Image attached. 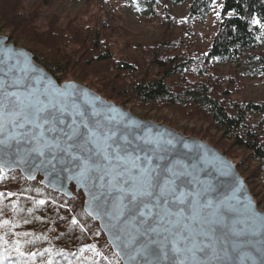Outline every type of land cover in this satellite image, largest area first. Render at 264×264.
Instances as JSON below:
<instances>
[{
	"label": "trees",
	"instance_id": "obj_1",
	"mask_svg": "<svg viewBox=\"0 0 264 264\" xmlns=\"http://www.w3.org/2000/svg\"><path fill=\"white\" fill-rule=\"evenodd\" d=\"M139 4L143 17L153 16L160 7L159 0H142ZM215 5L219 9V23L206 51L195 57L184 51L187 45L178 42L177 54L169 55L166 52L169 43L162 42L152 50L149 48L150 59L144 63L117 59L113 55L105 33L110 28L106 21L81 23L75 28L71 25L60 28L56 22H50L45 30L38 32L30 26L28 19L32 17L27 19L19 12L18 0H0V22L10 27L12 40H18L21 35L26 38L35 60L59 82L71 78L122 105L129 102L137 108L168 107L187 116L201 117L236 146L246 149L249 158L263 168L264 101H232L230 81L218 75L212 65L217 60H226L240 66L247 50L257 48L264 39V0H191L189 21L202 18ZM185 34L190 36L192 32L186 27ZM251 59L258 62L257 73L264 76L262 59L255 55ZM195 68H198L196 72ZM223 79L228 87L222 90L219 86ZM223 153L229 155L225 149ZM10 176L4 172L0 175L2 180ZM262 189L264 194V183ZM30 191L34 192L30 196L36 198L25 196L17 187L0 189V224L8 221L0 227V264H40L31 260L28 250L37 252L35 260L40 254L45 257L54 254V262L66 255L59 248L63 243L69 247L75 243L74 236L62 240L63 233L70 234L64 226L67 218L61 215L63 204L55 201L52 206L44 200L41 205L38 201L45 195ZM51 210L58 213L64 229L56 224L59 217L49 216ZM76 237L77 243L81 236ZM17 244L23 255L16 251Z\"/></svg>",
	"mask_w": 264,
	"mask_h": 264
},
{
	"label": "snow or ice",
	"instance_id": "obj_2",
	"mask_svg": "<svg viewBox=\"0 0 264 264\" xmlns=\"http://www.w3.org/2000/svg\"><path fill=\"white\" fill-rule=\"evenodd\" d=\"M76 91L71 85L57 88L51 82L36 87L23 77L13 78L10 84L0 80V175L9 164L4 157L14 156L13 163L35 169L61 165V171L73 172L70 178L78 183L99 180L102 191L92 195L96 215L103 208L110 220L123 219L139 232V237L130 234L123 242V248L134 253L130 260L204 264L210 246L193 238L186 221L200 222L197 217H202L207 206L200 198L207 189L187 190L184 182L190 173L178 160L164 162L160 153H166L173 141L164 140V133L139 137L152 155H135L129 151L132 140L128 135L117 136L116 122L101 119L95 98L81 102ZM106 198L111 199L110 207L105 206ZM7 224L5 220L0 227ZM16 251L23 255L19 244Z\"/></svg>",
	"mask_w": 264,
	"mask_h": 264
},
{
	"label": "rangeland",
	"instance_id": "obj_3",
	"mask_svg": "<svg viewBox=\"0 0 264 264\" xmlns=\"http://www.w3.org/2000/svg\"><path fill=\"white\" fill-rule=\"evenodd\" d=\"M6 1L8 2V0ZM140 1L142 0H18V10L20 13L25 14L27 19L29 16L32 17L28 21L30 26L38 30V32L45 30L50 22H56L60 28H64L67 25L75 28L77 24L81 23L85 25L106 21L110 28L106 29L105 33L113 55L117 59H126L133 63L148 61L150 59L147 54L149 53V48L152 50L151 48L158 46L162 42L169 43L170 47L166 48V52L169 55L177 54L179 48H177L176 44L178 42L182 46L187 45L188 47L184 48V51L186 52L187 50L188 54L192 53L195 57L207 50L219 23L217 5L213 6L210 12H207L202 18L190 22L187 13L191 0H183L182 2L159 0L160 7L156 10V14L151 17L140 15ZM164 8H166V12H164ZM186 27L192 32L190 36L185 34ZM0 36L7 37L8 43L14 44L17 48H24L33 54L28 45H26V38L21 35L18 40H12L10 27L5 26L2 22H0ZM252 55H255L256 58L260 57L264 63V39L260 40L256 49L247 50L242 58V65L236 66L226 60H217L212 65V69L218 75H222L228 79L227 81H230L229 83L232 85L230 88L232 91L230 99L232 101L258 103L264 101V76L257 73L258 62L255 59H251ZM197 69L195 68L193 71L196 72ZM223 80V84L219 86L222 90L228 87L225 83L226 79ZM64 81L74 80L70 78ZM102 97L105 98L104 96ZM114 103L130 110L133 115L141 120L154 121L186 136L205 141L221 153L225 149L229 155L223 154L236 164L237 170L246 180L258 208L264 210L262 189L264 167H258L249 158V152L246 149L236 146L230 138H225L221 132L212 128L205 119L194 115L187 116L180 110L168 107L158 109L155 107L137 108L129 102L125 105ZM3 172L6 173L5 171ZM7 174H11L7 180H2V177H0V189L17 187L22 190L25 196L30 198H36L34 195L30 196L29 194H34L30 190H35L36 194L39 192V195L42 193L45 195V198L41 197V199L49 203L48 205L54 206L55 201L62 203L63 208L60 207L62 209L61 215L67 218L64 226L70 232L69 235L61 232L63 233L62 240L74 236L73 240L75 243L72 247L65 243L59 247L66 251V255L61 256L58 260L53 262L54 254L51 255L49 251L47 252L50 254H47L46 257L40 254L39 258L41 259L36 256L37 260H35L34 256L37 252L28 250L31 253H27V255L32 256L31 260H34V262L38 261L40 264H121L120 260L112 252L98 224L83 211L84 196L81 192H75L72 187L74 196L68 199L43 187L38 179L27 181L18 171ZM17 176L28 184L25 182L21 183ZM38 186L41 188H38ZM51 212L49 214L50 217L53 218V215L59 217L54 210H51ZM57 219L56 224L60 229L62 227L64 229L60 217ZM71 219H75L77 223L73 224L72 221L68 223V220ZM76 235L81 236L77 243Z\"/></svg>",
	"mask_w": 264,
	"mask_h": 264
},
{
	"label": "water",
	"instance_id": "obj_4",
	"mask_svg": "<svg viewBox=\"0 0 264 264\" xmlns=\"http://www.w3.org/2000/svg\"><path fill=\"white\" fill-rule=\"evenodd\" d=\"M11 49L12 53L7 50ZM23 77L26 83L42 87L51 82L57 88L71 85L77 91L81 102L95 98L97 110L102 113L101 119L115 121L113 125L117 136L128 135L132 140L129 151L141 157L152 155L149 146L144 145L139 137L150 134L155 137L164 133V140H172L173 144L168 151L160 153L165 157L164 162L179 161L190 173L184 182L189 191L197 190L200 186L207 189L200 199L207 205L204 207L202 217H197L199 223L192 224L186 221L189 233L200 243L209 245V252L204 256V264H262L264 261V210L258 208L246 180L238 172L236 164L214 146L197 138L186 136L174 129L154 121H145L136 117L130 110L112 101H108L89 87L76 81L59 82L56 78L39 64L34 55L24 49L17 48L8 43V38L0 36V80L11 83L13 78ZM46 78V79H43ZM39 81V83H36ZM15 91V88H8ZM87 93L88 95H83ZM114 110V111H112ZM121 116L127 117L122 120ZM9 159L4 165V171L10 173L18 171L27 181L39 180V183L54 193L71 199L75 192L84 196L83 211L98 224L112 252L121 264H145L144 260L134 255L131 249H124L123 242L129 235L139 237L135 226L125 223L123 219L117 222L104 215L103 208L96 215V202L92 195H99L101 181L95 183L77 182L70 177L73 172L61 171V165L55 169L43 166L35 169L28 164L13 163L15 157ZM226 166H230L226 167ZM111 205V199H105V206ZM119 237V239H118ZM117 245H121L117 247ZM163 264H168L164 261Z\"/></svg>",
	"mask_w": 264,
	"mask_h": 264
}]
</instances>
